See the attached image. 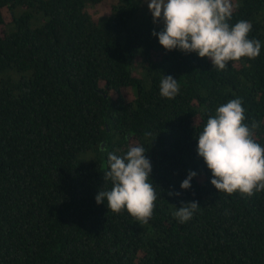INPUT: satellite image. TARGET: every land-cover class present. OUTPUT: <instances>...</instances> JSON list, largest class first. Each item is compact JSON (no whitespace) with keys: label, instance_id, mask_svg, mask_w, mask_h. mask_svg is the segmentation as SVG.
Segmentation results:
<instances>
[{"label":"trees","instance_id":"16d2710c","mask_svg":"<svg viewBox=\"0 0 264 264\" xmlns=\"http://www.w3.org/2000/svg\"><path fill=\"white\" fill-rule=\"evenodd\" d=\"M100 3L0 0V264H264V191L220 193L195 138L240 98L264 146V0H235L229 23L251 22L262 47L226 70L165 50L152 35L163 23L142 0L95 17ZM169 75L174 99L159 91ZM131 146L152 166L145 224L95 200L112 187L108 153ZM193 201L201 208L180 223L173 213Z\"/></svg>","mask_w":264,"mask_h":264},{"label":"clouds","instance_id":"9594fccd","mask_svg":"<svg viewBox=\"0 0 264 264\" xmlns=\"http://www.w3.org/2000/svg\"><path fill=\"white\" fill-rule=\"evenodd\" d=\"M147 2L153 23H163L159 44L167 51L179 50L207 57L217 70H226L229 62L241 58L255 59L261 52V41L249 39L252 24L239 20L234 25L233 0H142ZM160 95L174 99L180 91L178 80L163 76ZM240 98L220 105L210 116L197 137V154L211 171V184L221 193L239 192L251 197L264 191V146L254 138L259 122L244 123L245 108ZM108 170L104 181H111L110 190H99L96 203L107 204L108 210L119 214L126 210L140 224L147 223L157 199L150 183L152 166L143 146H131L126 153H108ZM197 175L189 171L180 188L189 190ZM179 196V192H169ZM198 202L182 203L173 213L180 223L190 220L200 209Z\"/></svg>","mask_w":264,"mask_h":264},{"label":"rangeland","instance_id":"374dc122","mask_svg":"<svg viewBox=\"0 0 264 264\" xmlns=\"http://www.w3.org/2000/svg\"><path fill=\"white\" fill-rule=\"evenodd\" d=\"M116 0H101V3L91 8V13L95 17L103 16L106 14L107 6L114 3ZM147 4V2H145ZM235 0H233V5H235ZM148 6V4H147ZM6 11H4L5 13ZM151 13V12H150Z\"/></svg>","mask_w":264,"mask_h":264}]
</instances>
